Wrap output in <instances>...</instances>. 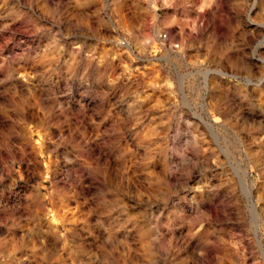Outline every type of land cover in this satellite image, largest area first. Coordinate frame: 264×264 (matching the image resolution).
<instances>
[{"label": "rangeland", "instance_id": "rangeland-1", "mask_svg": "<svg viewBox=\"0 0 264 264\" xmlns=\"http://www.w3.org/2000/svg\"><path fill=\"white\" fill-rule=\"evenodd\" d=\"M0 264H264V0H0Z\"/></svg>", "mask_w": 264, "mask_h": 264}, {"label": "built area", "instance_id": "built-area-1", "mask_svg": "<svg viewBox=\"0 0 264 264\" xmlns=\"http://www.w3.org/2000/svg\"><path fill=\"white\" fill-rule=\"evenodd\" d=\"M162 37H164V38H165V37H166V35L164 34V36H162ZM173 46L175 47L176 45H173Z\"/></svg>", "mask_w": 264, "mask_h": 264}]
</instances>
